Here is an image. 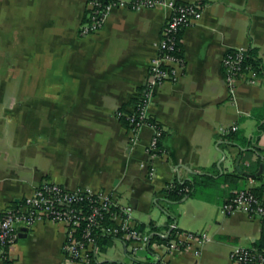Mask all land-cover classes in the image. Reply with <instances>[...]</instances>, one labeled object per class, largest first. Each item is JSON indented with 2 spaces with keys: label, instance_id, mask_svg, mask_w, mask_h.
<instances>
[{
  "label": "crops",
  "instance_id": "1",
  "mask_svg": "<svg viewBox=\"0 0 264 264\" xmlns=\"http://www.w3.org/2000/svg\"><path fill=\"white\" fill-rule=\"evenodd\" d=\"M87 3L0 0V219L49 180L113 193L133 208L137 227L166 226L165 188L202 174L203 187L216 193L170 206L173 217L179 211L170 225L207 240L165 258L146 249L140 260L235 264L232 252L257 247L263 230L259 219L221 208L235 192L264 183V0H205L201 16L183 29L184 66L155 88L149 107L166 132L155 158L147 153L154 130L134 135L118 112L135 109L170 11L115 9L98 33L82 36ZM237 49L253 52L262 72L254 84L246 76L236 81L232 95L223 58ZM66 238L61 224L22 229L6 256L0 251V264H64ZM98 249L101 261L128 264L127 243Z\"/></svg>",
  "mask_w": 264,
  "mask_h": 264
},
{
  "label": "built area",
  "instance_id": "2",
  "mask_svg": "<svg viewBox=\"0 0 264 264\" xmlns=\"http://www.w3.org/2000/svg\"><path fill=\"white\" fill-rule=\"evenodd\" d=\"M88 17L80 26L82 36L98 33L115 9H128L135 12L166 8L170 11L162 32V38L156 44L157 54L151 60L149 76L132 112H118V117H125L134 135L144 127L154 130V136L147 147V153L155 158L162 154V135L165 129L158 126L149 113L154 100L155 88L179 76L184 66L180 55L181 33L184 28L194 23L202 14L196 4H182L175 0H88ZM248 51L237 49L228 52L223 58L225 78L233 95L236 81L247 77L250 84L256 83L258 73L251 66L245 65ZM264 129V122L262 124ZM236 129V128H233ZM152 168L149 175L154 176ZM222 213L230 215L244 212L250 218L259 219L264 225V199L253 189H241L223 204ZM113 224H106L107 222ZM51 222L61 224L67 229L64 245L66 260L64 264H96L98 258L97 233L118 237L128 244V264L141 261L139 254L146 249L156 253L162 250V256L188 251L191 242H204L205 234L198 236L191 232H179L176 225H170L174 234L164 242L151 241V236L138 230L133 218V208L122 205L118 198L108 191H92L87 188L69 190L55 181H44L34 193L19 204L9 207L0 219V251L6 256L7 250L20 237L22 229H32L36 224ZM167 238V231L161 233ZM231 259L235 264H264V247H241L234 250ZM123 264V263H120ZM126 264V263H124Z\"/></svg>",
  "mask_w": 264,
  "mask_h": 264
},
{
  "label": "trees",
  "instance_id": "3",
  "mask_svg": "<svg viewBox=\"0 0 264 264\" xmlns=\"http://www.w3.org/2000/svg\"><path fill=\"white\" fill-rule=\"evenodd\" d=\"M205 4V0H201L198 3V6L200 10L202 9L203 5ZM253 53V52H252ZM251 52L248 51V57L245 60V65L251 66L258 74L262 72V67L261 63L258 59H256L255 55H251ZM254 54V53H253ZM180 55H182V52L180 50ZM124 122L129 125L128 120L125 117H121ZM130 126V125H129ZM158 126L161 127L160 124ZM237 133V129H230L228 132V136H233V134ZM166 132H163L162 139L165 137ZM215 168V166H214ZM207 175H202V174H196L193 180L190 181H182L180 179L174 180L171 184H169L165 190L163 191L165 194V202L168 204V206L162 207L165 211L168 212V224L166 226H157L155 222H151L148 226L146 225H139L137 228L139 231L147 233L151 236V241H158V242H164L168 238L172 236L174 233V230L169 229L170 224H172L175 221V217L172 215V210L170 206L175 205L179 202H181L184 198L186 197H200L201 196V187H203L205 183V178ZM231 178L232 176L229 175ZM263 180V178H260ZM253 191L260 197L264 199V183L263 185ZM106 224H113V222L109 221ZM168 230L169 237L163 238L161 237L160 233L162 231ZM118 240V237L114 236H109V235H104L102 232L97 233V246L98 248L105 245V244H111L114 243L115 241ZM257 247L262 249L264 247V225H263V230H262V236L260 241L257 244ZM96 264H120L119 262H114V261H103L101 263H96ZM124 264V263H123ZM134 264H152L149 262H134Z\"/></svg>",
  "mask_w": 264,
  "mask_h": 264
},
{
  "label": "rangeland",
  "instance_id": "4",
  "mask_svg": "<svg viewBox=\"0 0 264 264\" xmlns=\"http://www.w3.org/2000/svg\"><path fill=\"white\" fill-rule=\"evenodd\" d=\"M200 191L205 194V195H209V196H213L216 193L215 188H210V187H201ZM179 211L177 210L176 214L174 215L176 218H178V214ZM116 246H120V244H117Z\"/></svg>",
  "mask_w": 264,
  "mask_h": 264
},
{
  "label": "water",
  "instance_id": "5",
  "mask_svg": "<svg viewBox=\"0 0 264 264\" xmlns=\"http://www.w3.org/2000/svg\"><path fill=\"white\" fill-rule=\"evenodd\" d=\"M261 167H262V165H261ZM262 173H263V169L261 168V170H259L258 174L261 175ZM186 199L187 198H185V200ZM162 211L168 216V212L167 211H165L164 209H162Z\"/></svg>",
  "mask_w": 264,
  "mask_h": 264
}]
</instances>
